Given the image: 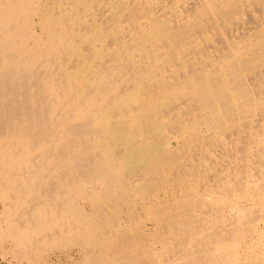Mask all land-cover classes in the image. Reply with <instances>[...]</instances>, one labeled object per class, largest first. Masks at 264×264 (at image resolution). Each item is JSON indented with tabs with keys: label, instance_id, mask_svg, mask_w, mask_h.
I'll use <instances>...</instances> for the list:
<instances>
[{
	"label": "bare ground",
	"instance_id": "obj_1",
	"mask_svg": "<svg viewBox=\"0 0 264 264\" xmlns=\"http://www.w3.org/2000/svg\"><path fill=\"white\" fill-rule=\"evenodd\" d=\"M158 1L0 0V243L19 259L264 264V0Z\"/></svg>",
	"mask_w": 264,
	"mask_h": 264
},
{
	"label": "rangeland",
	"instance_id": "obj_2",
	"mask_svg": "<svg viewBox=\"0 0 264 264\" xmlns=\"http://www.w3.org/2000/svg\"><path fill=\"white\" fill-rule=\"evenodd\" d=\"M43 2H44V0H42ZM50 0H45V4L46 5H48V6H52V4H54V6L52 7V9L54 8V10L53 11H58V5H55V2H56V4L59 2V1H61V0H51L50 2H49ZM163 1H166V0H159L158 2H155L154 3V7H155V9H156V11L160 8V10L162 9H164V7H163V5H161V4H163ZM168 1V0H167ZM189 2H194V0H187L186 1V3L184 4V6L185 7H187V6H190L191 5V3L189 4ZM158 4V5H157ZM57 6V7H56ZM101 6V7H100ZM99 7H98V11L100 12V14H102L103 16L104 15H106V14H104L105 12H107V11H103V10H105V9H107L105 6H102V5H100ZM105 9H104V8ZM162 7V8H161ZM51 8V7H50ZM102 8V12L100 11V9ZM161 10V11H162ZM165 11H167L166 9H164ZM163 10V11H164ZM162 11V12H163ZM157 12H160L159 10L157 11ZM101 15V16H102ZM247 15H249L250 17H252V14L250 13V12H248V13H246V17H247V19L249 18ZM252 19V18H251ZM251 19L249 18L248 20H250V22H251ZM111 39V40H110ZM110 41H113V40H116V38L114 39V38H112V37H110ZM173 144V143H172ZM218 149V150H216V149ZM222 147H214V148H212L213 149V151L211 150V152H210V155L208 156V158H207V160L205 159V162L203 163V167H202V164H201V168H202V170H204L205 171V175H206V177L209 179L210 177H209V175L210 176H212L213 177V175H214V173H213V168H212V166L214 167V168H221V166H223V165H225V164H227V162L229 161V159H224L223 158V156H222V152L223 151H225L226 149L225 148H222ZM216 150V151H215ZM217 154V155H216ZM217 156V157H216ZM220 156V157H219ZM219 157V158H218ZM212 160H211V159ZM210 160V161H209ZM227 161V162H226ZM209 164V165H208ZM211 166V167H210ZM218 166V167H217ZM206 167V168H205ZM209 167V168H208ZM207 171V172H206ZM213 174H212V173ZM212 175H211V174ZM207 174H209V175H207ZM164 187V188H163ZM170 187V188H169ZM169 188V189H168ZM175 194H172V187L171 186H169V185H161L160 186V189H159V192H158V198H163V199H172L173 197H175L174 196ZM156 195H152L151 197H150V200H155L156 199V197H155ZM225 205H227V203H222V204H220L219 206L220 207H224ZM252 209L254 210L253 212H252V214L253 215H263L264 214V209H262V210H260L259 211V209H258V206L257 205H255V207H254V205L252 206ZM221 212V211H220ZM224 216H226V214H227V210H226V208L224 207V211L223 212H221ZM259 213H261V214H259ZM263 217H264V215H263ZM259 225L258 226H261V221L258 223ZM6 243V244H5ZM7 247H9V248H7ZM11 240H9V239H6V240H3L1 243H0V253H2V254H0V264H96V263H94L96 260L97 261H99V262H97V264H100V263H104V264H116L115 263V261L113 260V259H111V258H99V260H98V258L97 259H92V260H89V259H87L86 258V256L83 258L82 257V254L80 255L79 254V251H76L77 249L75 248V246H61V247H58V248H50L49 250H45L44 251V253L38 258V260H26V259H19L18 258V256H17V254H15L14 252L12 253V250H10L11 248ZM68 247V248H67ZM174 247L175 248H173V253H172V255L174 254L175 255V257L177 256V260L176 261H178L179 260V253H180V251L182 252V251H184V250H186V248L185 247H183V245L182 244H180V243H176L175 245H174ZM7 248V249H6ZM65 248H67V249H65ZM70 248V249H69ZM180 248V250H178ZM4 249H5V251H6V254H5V251H4ZM176 249H177V251H179V253L178 252H175L176 251ZM183 249V250H182ZM10 250V251H9ZM68 250V251H67ZM8 251H9V253H8ZM54 251V252H53ZM77 252V253H76ZM175 252V253H174ZM57 253V254H56ZM177 253H178V255H177ZM44 254H46V256L44 255ZM44 255V256H43ZM173 255V256H174ZM3 256V257H2ZM14 257V258H11V257ZM42 256H43V258H42ZM69 256H71V257H69ZM10 257V258H9ZM82 258H83V260H82ZM86 258V259H85ZM6 259V260H5ZM13 259V260H12ZM17 259V260H16ZM78 259H81L80 261L78 260ZM101 259V260H100ZM20 260V261H19ZM73 260V261H72ZM85 260H87V262H85ZM109 260V261H108ZM111 260H113V261H111ZM152 260V261H151ZM151 260H149L150 262L149 263H147V264H158V263H160V260H158L157 261V259L155 260V259H151ZM11 261H15V262H11ZM41 261V262H40ZM84 261V262H83ZM94 261V262H93ZM175 261V262H176ZM180 261V260H179ZM9 262V263H8ZM34 262V263H33ZM76 262V263H75ZM91 262V263H90ZM109 262V263H108ZM137 262H138V264H139V259L137 260Z\"/></svg>",
	"mask_w": 264,
	"mask_h": 264
}]
</instances>
